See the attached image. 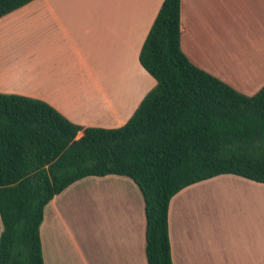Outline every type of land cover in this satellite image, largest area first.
<instances>
[{"label":"crops","instance_id":"1","mask_svg":"<svg viewBox=\"0 0 264 264\" xmlns=\"http://www.w3.org/2000/svg\"><path fill=\"white\" fill-rule=\"evenodd\" d=\"M163 1L33 0L2 16L0 93L44 101L83 128L123 126L156 85L139 53ZM180 30L181 50L196 67L245 96L264 86V0H181ZM218 177L232 191L214 203L219 220L215 206L178 201L193 185L172 197V263L264 264V184ZM86 191L93 194L91 223L80 219ZM145 228L132 180L81 179L44 209V264H147Z\"/></svg>","mask_w":264,"mask_h":264},{"label":"trees","instance_id":"2","mask_svg":"<svg viewBox=\"0 0 264 264\" xmlns=\"http://www.w3.org/2000/svg\"><path fill=\"white\" fill-rule=\"evenodd\" d=\"M31 1L0 0V18ZM180 2L163 1L143 42L139 63L156 85L123 126L83 128L44 101L0 93V264H44V209L87 177L138 186L147 264H173L168 210L181 190L222 175L264 184V86L245 96L193 65Z\"/></svg>","mask_w":264,"mask_h":264},{"label":"rangeland","instance_id":"3","mask_svg":"<svg viewBox=\"0 0 264 264\" xmlns=\"http://www.w3.org/2000/svg\"><path fill=\"white\" fill-rule=\"evenodd\" d=\"M234 185V183H231ZM230 184L224 183L222 178L215 177L212 180H207L198 184L193 185V189H190L186 194L178 199L179 202L184 203L186 206L193 203V207L207 206L208 208H214L215 204H221L219 202L228 200L232 191L230 190ZM216 188V189H213ZM86 199L80 202V219L88 220L90 223L93 220V194L90 191H86ZM70 195V194H67ZM225 197V198H223ZM69 196L64 198V202H69ZM75 205V204H72ZM214 219L219 220L221 217V211L218 206H215L213 212ZM90 233V232H89ZM86 235L85 241L90 242L92 233Z\"/></svg>","mask_w":264,"mask_h":264}]
</instances>
